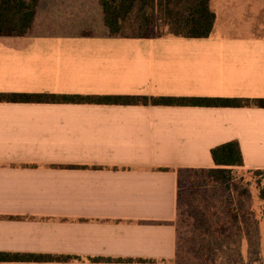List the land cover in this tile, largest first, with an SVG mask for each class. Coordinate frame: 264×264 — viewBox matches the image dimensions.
I'll return each mask as SVG.
<instances>
[{"label": "crops", "instance_id": "1", "mask_svg": "<svg viewBox=\"0 0 264 264\" xmlns=\"http://www.w3.org/2000/svg\"><path fill=\"white\" fill-rule=\"evenodd\" d=\"M210 9L205 38L122 37L101 0H38L0 93L264 98V0ZM233 140L264 169V108L0 102V264H177L180 172Z\"/></svg>", "mask_w": 264, "mask_h": 264}, {"label": "trees", "instance_id": "2", "mask_svg": "<svg viewBox=\"0 0 264 264\" xmlns=\"http://www.w3.org/2000/svg\"><path fill=\"white\" fill-rule=\"evenodd\" d=\"M38 0H0V36H24L32 28ZM106 26L110 35L122 37H149L155 25L158 34L163 31L188 38L208 37L214 27L215 13L210 0H101ZM158 14V22L153 15ZM130 32V33H128ZM0 102L15 103H88V104H151L163 106L202 107H259L264 98L238 99L222 97L81 95L53 93H0ZM216 165L210 169H188L180 172V204L185 181L195 184V175L207 177L215 185L229 187L234 181L230 166H242L243 159L238 141H228L211 149ZM263 180L259 197L264 203V169L254 170ZM13 258L1 255L0 259Z\"/></svg>", "mask_w": 264, "mask_h": 264}, {"label": "rangeland", "instance_id": "3", "mask_svg": "<svg viewBox=\"0 0 264 264\" xmlns=\"http://www.w3.org/2000/svg\"><path fill=\"white\" fill-rule=\"evenodd\" d=\"M153 18L157 23L159 15ZM149 33L158 34L155 25ZM159 34L171 35L166 29ZM233 172L229 187L215 185L200 173L194 185L186 179L177 264H264L263 180L253 171Z\"/></svg>", "mask_w": 264, "mask_h": 264}]
</instances>
